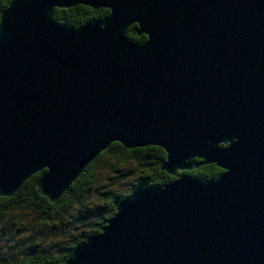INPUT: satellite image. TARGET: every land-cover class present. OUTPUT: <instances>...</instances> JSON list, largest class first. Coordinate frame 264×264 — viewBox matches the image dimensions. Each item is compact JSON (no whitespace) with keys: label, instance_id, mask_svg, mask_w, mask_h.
Segmentation results:
<instances>
[{"label":"water","instance_id":"95a60500","mask_svg":"<svg viewBox=\"0 0 264 264\" xmlns=\"http://www.w3.org/2000/svg\"><path fill=\"white\" fill-rule=\"evenodd\" d=\"M78 4L110 13L54 21ZM113 142L162 147L177 178L134 191L66 264H264V0H11L0 195L43 172L55 202ZM210 163L214 180L180 173Z\"/></svg>","mask_w":264,"mask_h":264},{"label":"trees","instance_id":"16d2710c","mask_svg":"<svg viewBox=\"0 0 264 264\" xmlns=\"http://www.w3.org/2000/svg\"><path fill=\"white\" fill-rule=\"evenodd\" d=\"M10 1L0 0V19ZM109 13V8L78 4L56 7L53 19L77 29ZM135 28L138 24L128 28L127 36L134 42H145L147 35L137 34ZM105 156L116 161L109 170L115 173L124 171L118 165L136 162L137 170H128V173H138L136 180L122 190H114L112 174L107 177V170H98ZM166 156L165 149L157 145L126 148L120 142H113L55 202L41 194L37 186L43 172L28 178L16 194L0 195V264H66L73 249L90 236L101 233L121 202L134 191L149 185H165L177 178L161 169ZM185 172L202 181H211L218 178L223 169L210 163L180 173ZM94 194H101L102 198L92 201Z\"/></svg>","mask_w":264,"mask_h":264},{"label":"rangeland","instance_id":"374dc122","mask_svg":"<svg viewBox=\"0 0 264 264\" xmlns=\"http://www.w3.org/2000/svg\"><path fill=\"white\" fill-rule=\"evenodd\" d=\"M115 163H116L115 160L108 158V156H105L104 161H102L100 164L101 169L98 170H107V172L105 173L107 177L108 175L111 176L112 174L111 181L113 188L114 190L118 191V190H122L128 184H131L134 180H136L138 173L136 171L133 173H128V170H137L138 164L132 161L127 163L126 165H118V168L124 171H117V173L113 171H109L111 170V167H113ZM91 198H93L92 201H94L96 200V198H102V195L94 194L91 196Z\"/></svg>","mask_w":264,"mask_h":264}]
</instances>
